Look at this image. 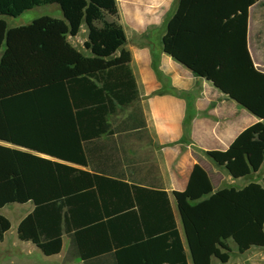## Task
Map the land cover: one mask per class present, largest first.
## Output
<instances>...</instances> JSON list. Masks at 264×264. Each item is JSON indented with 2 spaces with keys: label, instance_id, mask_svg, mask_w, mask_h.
I'll use <instances>...</instances> for the list:
<instances>
[{
  "label": "trees",
  "instance_id": "1",
  "mask_svg": "<svg viewBox=\"0 0 264 264\" xmlns=\"http://www.w3.org/2000/svg\"><path fill=\"white\" fill-rule=\"evenodd\" d=\"M260 1L179 0L163 38L164 53L238 105L248 123L226 151L210 154L247 186L213 193L194 168L173 193L187 252L166 193L123 182L140 174L127 154L145 127L137 108L114 118L138 100L123 30L105 21L117 18L115 0H0V210L33 207L18 241L50 258L66 237L64 262L81 264H228V243L239 255L264 249V188L250 177L264 165V74L246 41L248 11ZM46 6L62 19L11 30L2 20ZM82 24L91 58L67 41ZM10 228L0 215V243Z\"/></svg>",
  "mask_w": 264,
  "mask_h": 264
},
{
  "label": "crops",
  "instance_id": "2",
  "mask_svg": "<svg viewBox=\"0 0 264 264\" xmlns=\"http://www.w3.org/2000/svg\"><path fill=\"white\" fill-rule=\"evenodd\" d=\"M178 2L115 0L117 18H106L105 21L115 22L123 30L125 44L122 50L130 56L129 68L138 92V100L118 110L114 118L118 122L124 121L137 108L145 127L143 132H135V140H129L131 150L127 154L134 160L132 168L139 169L140 174L134 175L131 180L126 177L123 182L166 193L176 229L188 252L173 193L186 188L194 168L206 174L213 193L225 188L247 186L250 180H232L224 168L212 161L210 154L226 151L248 123L238 105L164 53L163 38ZM259 19L264 22V0L248 11L246 38L251 61L264 74V63L257 62V53L253 48L260 43L264 45V28L257 34L252 30V24ZM87 37V28L82 24L78 35L67 41L74 50L91 58V54L84 50ZM118 56L119 53L112 59ZM250 177L251 181L264 188V165ZM28 206L17 221L16 229L20 221L31 213L33 207ZM5 237L1 243L7 240L10 243L0 246V264H81L79 260L64 262L69 247L66 237H63L60 253L50 258L42 256L30 243L18 241L16 235L15 238ZM244 256L247 257L244 264H263L264 249H251Z\"/></svg>",
  "mask_w": 264,
  "mask_h": 264
},
{
  "label": "rangeland",
  "instance_id": "3",
  "mask_svg": "<svg viewBox=\"0 0 264 264\" xmlns=\"http://www.w3.org/2000/svg\"><path fill=\"white\" fill-rule=\"evenodd\" d=\"M43 17L59 19V20L62 19L61 12L57 6H46V7L35 8L31 11H28L22 14L18 18L13 19V18L3 17L2 20L6 23L7 29L11 30V29L19 28V27L28 26L34 20H37ZM252 26H253L252 30L254 31L253 33L257 34L258 32H262L264 28L263 19H259L258 21L253 23ZM253 33L251 35L252 39H253ZM253 48L255 49V52L257 53V56H256L257 62H259L260 64L264 63V55H263L264 45L260 43L259 45L254 46ZM4 49L5 47L3 45L0 51V56L4 52ZM28 207H29L28 205L27 206L12 205V206H8L0 210V215L6 218L11 225L9 232L6 234V237H5L6 239H9L11 236L15 238L17 221L23 216V214L26 212ZM9 243L10 241L7 240V242L1 243L0 246L5 247L6 245H9ZM228 246L231 250V260L229 263L232 264L233 262H236V263L244 264L247 257L244 255H239L237 252L232 253V251H235V248L232 245V243H228ZM262 263L264 264V261ZM213 264H218V263L217 261H213Z\"/></svg>",
  "mask_w": 264,
  "mask_h": 264
}]
</instances>
